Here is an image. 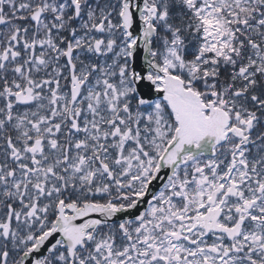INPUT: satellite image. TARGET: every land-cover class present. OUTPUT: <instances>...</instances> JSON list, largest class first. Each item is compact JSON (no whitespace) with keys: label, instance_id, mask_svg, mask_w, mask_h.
<instances>
[{"label":"snow or ice","instance_id":"6c2138e0","mask_svg":"<svg viewBox=\"0 0 264 264\" xmlns=\"http://www.w3.org/2000/svg\"><path fill=\"white\" fill-rule=\"evenodd\" d=\"M0 264H264V0H0Z\"/></svg>","mask_w":264,"mask_h":264}]
</instances>
